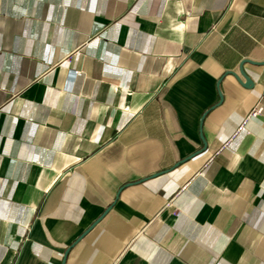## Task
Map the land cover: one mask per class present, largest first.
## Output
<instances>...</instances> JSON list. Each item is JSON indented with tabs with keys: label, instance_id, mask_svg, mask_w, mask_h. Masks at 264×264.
I'll return each instance as SVG.
<instances>
[{
	"label": "crops",
	"instance_id": "crops-1",
	"mask_svg": "<svg viewBox=\"0 0 264 264\" xmlns=\"http://www.w3.org/2000/svg\"><path fill=\"white\" fill-rule=\"evenodd\" d=\"M262 63L264 0H0V264H264Z\"/></svg>",
	"mask_w": 264,
	"mask_h": 264
},
{
	"label": "built area",
	"instance_id": "built-area-1",
	"mask_svg": "<svg viewBox=\"0 0 264 264\" xmlns=\"http://www.w3.org/2000/svg\"><path fill=\"white\" fill-rule=\"evenodd\" d=\"M79 72L73 73V75L76 77ZM263 113V108L261 106H257L253 112L251 113V117H258Z\"/></svg>",
	"mask_w": 264,
	"mask_h": 264
},
{
	"label": "water",
	"instance_id": "water-1",
	"mask_svg": "<svg viewBox=\"0 0 264 264\" xmlns=\"http://www.w3.org/2000/svg\"><path fill=\"white\" fill-rule=\"evenodd\" d=\"M263 65H264V63H262ZM244 77H245V75H244V73H241ZM253 85V82L250 80V79H248V78H246V83H245V86L246 87H250V86H252ZM220 103L223 101V96H222V94L220 93Z\"/></svg>",
	"mask_w": 264,
	"mask_h": 264
}]
</instances>
